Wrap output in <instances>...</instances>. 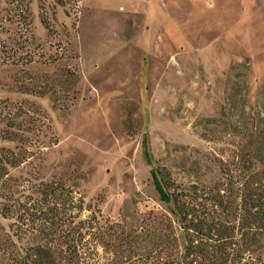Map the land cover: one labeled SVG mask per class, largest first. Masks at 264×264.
Returning <instances> with one entry per match:
<instances>
[{"label": "rangeland", "instance_id": "1", "mask_svg": "<svg viewBox=\"0 0 264 264\" xmlns=\"http://www.w3.org/2000/svg\"><path fill=\"white\" fill-rule=\"evenodd\" d=\"M244 127L264 128V0H0V154L22 157L25 196L74 187L83 216L128 233L173 218L153 169L236 198ZM14 223L0 216V264Z\"/></svg>", "mask_w": 264, "mask_h": 264}, {"label": "trees", "instance_id": "2", "mask_svg": "<svg viewBox=\"0 0 264 264\" xmlns=\"http://www.w3.org/2000/svg\"><path fill=\"white\" fill-rule=\"evenodd\" d=\"M239 93L240 89L231 93L228 101L233 102ZM209 122L217 124L218 120ZM244 130L250 149L243 155L245 160L237 176L239 202L220 192L205 198L203 194L200 196L203 192L197 186L187 193L172 190L160 170L153 169L151 174L160 201L173 205L170 208L173 218L151 214L148 224L142 222L139 229L128 233L120 224L104 220L96 210L91 216H83L84 201L75 198L74 187L66 188L58 182L42 183L32 195L25 196L23 183L11 178L8 171L19 167L23 159L2 150L0 216L5 220L15 219L16 225L15 233L9 235L11 239L3 248L5 261L7 264H101L99 249H102L116 257L109 264H261L264 261V128L244 127ZM10 137L6 139L15 141ZM258 165L263 166L262 171H258Z\"/></svg>", "mask_w": 264, "mask_h": 264}]
</instances>
